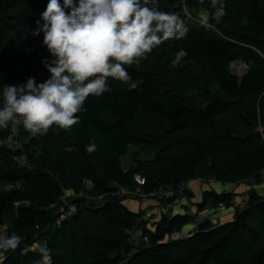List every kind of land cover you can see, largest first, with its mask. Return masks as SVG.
<instances>
[{
	"label": "trees",
	"instance_id": "1",
	"mask_svg": "<svg viewBox=\"0 0 264 264\" xmlns=\"http://www.w3.org/2000/svg\"><path fill=\"white\" fill-rule=\"evenodd\" d=\"M48 2L0 0V92L5 84L50 77L42 61L53 57L43 32L32 34L36 21L43 23ZM224 3L225 15L216 17L211 0H164L162 7L179 16L185 9L203 8L215 30L185 20L184 38L146 54L150 67L125 65L133 81H142L137 88L109 78L112 91L90 96L70 128L53 125L34 136L21 117L17 140L24 145L15 151L0 146V215L14 214L5 230L22 239L17 249L0 251V264H39L42 255L27 248L38 231L48 237L53 264H264V196L254 189L233 222L202 223L176 242L168 237L192 228L189 216L172 213L153 221L147 218L150 209L135 213L124 205L128 198L119 195L122 189L176 188L201 176L222 184L263 180L264 0ZM179 49L188 55L178 66L198 63L210 71L199 93L190 94L188 86L183 89L165 75ZM239 60L249 66L242 77L230 70ZM10 134L9 125L2 127L0 139L10 140ZM90 144L96 145L91 153ZM156 145L160 153L154 160L142 161L137 152L128 167L122 160L133 147ZM138 175L145 178L142 187L134 181ZM17 181L21 189L8 191L9 182ZM83 194L86 198L79 197ZM65 196L76 212L57 228L58 204ZM233 198L209 192L198 207L231 205Z\"/></svg>",
	"mask_w": 264,
	"mask_h": 264
},
{
	"label": "clouds",
	"instance_id": "2",
	"mask_svg": "<svg viewBox=\"0 0 264 264\" xmlns=\"http://www.w3.org/2000/svg\"><path fill=\"white\" fill-rule=\"evenodd\" d=\"M158 0H49L36 21L34 36L43 32V44L53 59L42 61L50 77L37 83L34 77L19 85H3L0 92V127L23 119L32 135L44 134L53 125L68 129L78 122L90 96L111 92L109 78L130 82L137 88L125 65L139 63V58L169 39H182L188 27L176 13L162 12ZM215 16L225 15L224 0H211ZM217 5H219L217 7ZM188 55L179 49L173 60L178 66ZM96 145L90 144L91 153ZM21 182H9L8 191L20 190ZM199 210V209H198ZM21 236L12 233L0 237V251L15 250ZM39 264H53L47 247L40 249Z\"/></svg>",
	"mask_w": 264,
	"mask_h": 264
},
{
	"label": "rangeland",
	"instance_id": "3",
	"mask_svg": "<svg viewBox=\"0 0 264 264\" xmlns=\"http://www.w3.org/2000/svg\"><path fill=\"white\" fill-rule=\"evenodd\" d=\"M163 3H164V0H158V3L156 4V6L161 7L162 8V12L173 13V10L172 9H167L166 10L165 8H163L162 7ZM197 11L198 10H196V11L187 10V12L184 11L183 14H182L183 16H180V18L184 22H185V20H188L191 23H198V24H200V23L197 22L196 19L210 20V17L209 18L207 16L202 17L200 14H198ZM187 14L192 15L194 18H190ZM176 41H177V39H169L167 41H164L161 45H159L157 47L160 50H162L163 49V46L173 45ZM150 59H151V56L150 55L144 57L143 59L140 60L139 65L140 66L141 65H145L146 67L147 66L150 67V65L152 64V62H150ZM162 63H163V61H161V64ZM230 70H231V72L233 74L242 77V76H244L248 72L249 66L246 63H244V62H242V61L239 60V61H235L231 65ZM164 72H165V75L166 76H169V75L171 76L173 82L180 83V87H182V85H184L183 89L186 86H188L190 92L188 90L186 92H189L190 94L191 93H194V92L199 93V92H201L200 89L205 88V86L208 84V82L204 79V75L210 73V71L205 67V65L198 64V63H193L190 66H186V67H184L182 65L181 66H176L175 69H173V66L171 68L168 67V68H165L164 69ZM210 89L213 92H219V89H218L217 86H212V87L210 86ZM8 125L11 127L12 123L11 122H8ZM145 127H146V125L143 127V130L144 131H146V128ZM1 128L2 127H0V130H1ZM183 136L187 137V135H183ZM177 139L178 138H174V140H177ZM9 141L10 140H1L0 139V146L10 145ZM171 141L172 140H169V141H167V143L170 144ZM156 148L155 149H147L145 147H133V151L130 150V153H128L127 156L123 157L122 160L125 163L127 162L126 165L128 167V165L131 164V163H129V160L132 157L131 156L132 152H134V153L137 152V155L135 157H137L138 159H140L142 161H144V160L150 161L152 159L154 160V159H156L158 157V154L160 153L157 145H156ZM201 179H204L205 180V178H202V176H201V177H198L195 180H192V182L193 181L202 182ZM65 193H68V196L73 195V192H70V191H66ZM85 196L86 195L83 194L82 196H79V197L86 198ZM238 198H241V197H238ZM125 202L128 205V207H130L131 209H135V208L138 207L137 206L138 204H142V203L148 204V202H150V201H138L136 199L128 198L126 201H124V203ZM63 203H65V201L60 200V203L58 204L59 205V211L64 207V204ZM217 206L218 207H216L217 211H216V214H215V218L218 221L223 222V223H229V222H233L234 221L233 215L230 212V211H233L234 210V208L232 206H230V205L229 206L228 205L223 206L222 204L217 205ZM226 206H228L232 210H230V209L228 210V208H226ZM198 209H199L198 205L197 206L195 205L194 210L196 211ZM227 210H228V212H230V214H228V215L227 214H224V213H227L226 212ZM145 211H147V209ZM201 211H206V208H204ZM75 212H76V209H75ZM234 212L236 214V211L235 210H234ZM13 217H14V214L12 212H3V214L0 215V230L1 229H4L5 226L7 227V224L9 223V221ZM234 217H235V215H234ZM134 232H135L134 235H136V236H139L140 235V231L139 232L134 231ZM189 232H191V227L186 226L184 228V230H183V233L185 235H187ZM34 239H35L34 240L35 243L32 244L31 246L27 247V248L29 249V251H33L35 253H40L38 255H42L41 252H40V249L42 247H47L48 248V243H49L48 237L47 236H44V233L43 232H39L38 231L37 233H35ZM66 240H68V238H66ZM29 264H35L34 260L31 261Z\"/></svg>",
	"mask_w": 264,
	"mask_h": 264
},
{
	"label": "built area",
	"instance_id": "4",
	"mask_svg": "<svg viewBox=\"0 0 264 264\" xmlns=\"http://www.w3.org/2000/svg\"><path fill=\"white\" fill-rule=\"evenodd\" d=\"M188 9H185L184 11L187 12ZM198 14H200L202 17L207 16L206 12L203 8H199L197 11ZM190 18H194L192 15L187 14ZM208 17V16H207ZM197 22L200 24L196 23L199 26L206 27L211 30H215L214 26L209 23L208 20H202V19H196ZM21 118H17L15 120L9 121L12 123L11 125V134H10V147L12 149L18 150L20 149L21 146L24 144L22 142H18L17 140V125L19 124ZM204 178V177H203ZM261 179L264 178V170L261 172ZM204 182H216L214 179H208L205 178L201 179ZM134 181L137 186L142 187L145 185V178L142 176H136L134 178ZM191 183L190 182H185L183 184H180L178 187L173 188V187H163L158 189L156 192L152 193H143L139 189L138 190H129V189H122V191L119 193V195H125L127 198H132L136 199L138 201H149V200H154L158 203H162V205L158 206L156 210L150 209L147 214V218L153 220V221H159L163 216L164 217H172V208L173 206L182 201L186 200L187 203L189 201V196L191 193ZM252 189L256 190L255 187L251 188V190L247 193H245L241 198L234 197L233 200L231 201V205L235 211H241L244 210L250 201V192ZM68 196L62 197L60 200L65 201L64 207L59 211V217L57 219V228H60L63 224V222L67 219H69L72 215V212H75V207L69 206L67 202ZM167 202V203H166ZM223 206H225L224 203H221ZM194 204L189 202L184 210V215L189 216L193 221L191 222L193 224L191 231H196L197 226L210 221L214 225H220L222 222L218 221L215 218L216 214V207L218 206H209L206 208V211H200V210H194ZM6 228L0 230V237H5L7 236L6 233ZM190 233V232H189ZM188 233V234H189ZM187 234V235H188ZM186 235L184 233H173L168 237V241L171 242H176L184 239Z\"/></svg>",
	"mask_w": 264,
	"mask_h": 264
},
{
	"label": "crops",
	"instance_id": "5",
	"mask_svg": "<svg viewBox=\"0 0 264 264\" xmlns=\"http://www.w3.org/2000/svg\"><path fill=\"white\" fill-rule=\"evenodd\" d=\"M253 187H255L257 189V193L260 196H264V178L260 183H256V184L251 180L244 181V182H241L238 184H222V183L217 182V181L214 183L204 182V181H202V182L193 181L191 184V187H190L191 193L189 196L188 203L189 202L193 203L194 207H195V205L197 206V205L201 204V202H203V198L209 192H214V193L219 194V195L229 194V195H232L233 197L238 198V197H242L245 193L249 192L251 190V188H253ZM188 203L185 199L176 203L172 208L173 215L174 216L183 215L184 210H185ZM124 205H126L128 207L126 202L124 203ZM137 206L138 207L135 209H131L130 207H128V208L131 211L138 213L140 211H145L146 209L156 210L158 204L154 201H150V202H148V204L142 203V204H138ZM228 206H226V208H228V210H229L230 208ZM228 210L226 211L227 213H224V214L228 215L231 212L233 215V219H234V215H235L234 210L230 211V212H228ZM230 210H232V209H230ZM222 224H223V222H222Z\"/></svg>",
	"mask_w": 264,
	"mask_h": 264
}]
</instances>
